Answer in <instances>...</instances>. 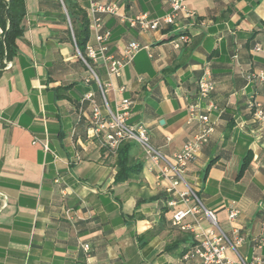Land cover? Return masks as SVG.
Segmentation results:
<instances>
[{"label": "crops", "instance_id": "1", "mask_svg": "<svg viewBox=\"0 0 264 264\" xmlns=\"http://www.w3.org/2000/svg\"><path fill=\"white\" fill-rule=\"evenodd\" d=\"M95 1L118 7L117 14L96 13L111 30V53L122 55L130 40L149 47L119 76L109 75L102 60L92 62L107 101L115 111L130 99L127 123L146 125L151 143L165 155L198 131L187 107L205 69L211 71L216 88L210 99L219 108L209 113L214 131L185 176L219 226L243 237L239 254L264 261V126L249 108L252 99L264 107V0H185L196 17L179 47L172 41L181 30L144 33L120 20L163 15L171 0ZM79 2L91 18L90 0ZM25 3L19 51L0 69V264H193L179 256V241L195 239L171 222L169 180L158 179L133 142L131 154L142 170L116 182V154L88 134L92 100L103 111L105 100L77 53L61 0ZM88 42L96 44L92 33ZM248 152L250 165L237 179ZM231 206L240 211L234 220L228 218ZM201 226L208 228L209 221L203 218Z\"/></svg>", "mask_w": 264, "mask_h": 264}, {"label": "built area", "instance_id": "2", "mask_svg": "<svg viewBox=\"0 0 264 264\" xmlns=\"http://www.w3.org/2000/svg\"><path fill=\"white\" fill-rule=\"evenodd\" d=\"M117 8L115 3L90 0L89 14L92 16L89 18L90 33H92L96 44L88 42L85 55L76 46L78 55L91 69L94 78L100 84L105 100L103 111L92 100L93 94H86L85 98L91 99L93 102V116L88 134L99 139L111 153H115L123 141L138 143L142 147L145 157L151 160L157 169L158 179L169 180V185L166 186L165 191L172 195L166 200L167 206L174 209L171 222L182 230H191L195 239V244L182 256L184 261L193 264H264V261L258 257L248 261L239 254L238 247L242 244L243 237L238 233L231 237L219 226L214 211L203 205L197 191L185 176L186 166L198 157L203 147L209 142L210 134L214 131V124L209 113L213 110H219L217 104L210 99L216 85L209 68L205 69L198 81L196 99L189 102L187 107L189 122L197 121L199 123L198 131L172 156L165 155L151 143L146 125L141 123L130 125L127 123L129 109L132 105L130 99H122L115 111L110 107L107 101V88L101 84L92 68V62L102 60L108 69L109 75L119 76L140 50L149 48L148 45H143L137 40H130L122 55L116 56L110 52L111 30L103 29L101 18L96 16V13L117 14ZM195 17V10L189 7L185 0H171L169 10L163 15L156 17H150L146 13H140L136 16L122 15L120 20L127 21L131 27H136L144 33L159 32L163 34L170 29L181 30L182 33L178 39L172 41L175 47H179L181 42L189 40L187 29L190 25H193ZM0 31L2 33V30ZM261 78H264V75ZM203 102H205V105H203ZM249 108L252 111L253 119L264 126V107L262 103L252 99L249 101ZM33 143H37V140H33ZM42 144L44 150L48 151V142L45 141ZM191 200L195 201L194 205L187 209H179V203H189ZM259 208L264 212V200L259 202ZM239 212L238 207L231 206L228 210V218L234 220ZM189 214L194 216L193 222L184 221ZM203 218L209 221L210 226L208 228L201 226ZM83 248L88 251L90 249L89 244H84ZM230 252H233L236 257H232L229 254Z\"/></svg>", "mask_w": 264, "mask_h": 264}, {"label": "trees", "instance_id": "3", "mask_svg": "<svg viewBox=\"0 0 264 264\" xmlns=\"http://www.w3.org/2000/svg\"><path fill=\"white\" fill-rule=\"evenodd\" d=\"M61 3L65 9L64 17L68 19L73 41L81 53L85 55L86 45L90 39V19L88 12L78 0H61ZM26 14L27 8L25 0H0V28L2 29V39L0 40V69L4 67L5 61L10 60L19 51L17 40L25 32L23 20ZM132 147L133 141H123L115 152L117 167L116 182L128 180L131 176L140 173L142 170V162L135 160L131 154ZM251 159V152H248L242 158L236 177L237 179L242 178L250 165ZM211 164L212 162L204 169L205 175H207ZM183 242V245L180 241L178 243L180 248L179 256L181 257L195 244V240L188 241L184 239ZM166 249L169 250L171 247L168 246Z\"/></svg>", "mask_w": 264, "mask_h": 264}]
</instances>
